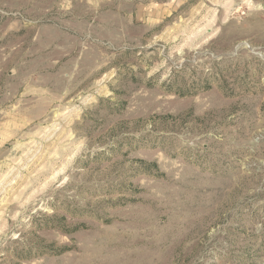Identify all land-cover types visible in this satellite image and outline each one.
<instances>
[{"label": "rangeland", "instance_id": "obj_1", "mask_svg": "<svg viewBox=\"0 0 264 264\" xmlns=\"http://www.w3.org/2000/svg\"><path fill=\"white\" fill-rule=\"evenodd\" d=\"M0 264H264V0H0Z\"/></svg>", "mask_w": 264, "mask_h": 264}]
</instances>
